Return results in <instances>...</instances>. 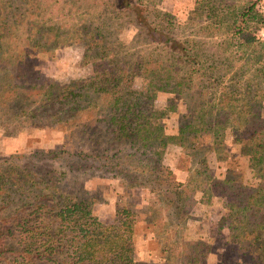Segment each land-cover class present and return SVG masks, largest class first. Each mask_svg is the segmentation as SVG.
<instances>
[{"label":"rangeland","instance_id":"1","mask_svg":"<svg viewBox=\"0 0 264 264\" xmlns=\"http://www.w3.org/2000/svg\"><path fill=\"white\" fill-rule=\"evenodd\" d=\"M46 1L6 0L4 14L17 28L11 26L13 35L8 39L0 37V47L8 44V40L17 43L20 40L19 44H24L33 17L38 24L44 21L40 11ZM138 1L150 10L151 27L154 28L151 33L147 34L145 27L135 23L129 10L117 9L114 0H96L94 14L86 15L85 22L81 19L93 26L103 24V32L107 40L115 44L120 63L149 55L166 59L171 51L161 48L158 42L164 35H172L184 40L190 52L195 51L206 65H213L210 71L214 72V82L221 83L218 87L200 78L197 80L198 88H203L207 95L216 88L233 84L230 77L234 72L235 81L245 80L238 72L243 58L238 61L231 58V53L242 52L237 45L238 39L223 31L213 33L201 28L208 20L205 2ZM255 1L263 18L256 36L264 39V0ZM163 11L170 13L169 20L168 16L161 19L163 13H159ZM26 53L22 66L26 70L33 67L35 73L40 71L44 77L54 80L56 93L78 91L80 87L86 91L83 85L92 64L88 61L84 42L75 40L50 50L29 48ZM11 73L0 68V82L9 80ZM145 76H135V86L144 87ZM19 80L22 88L29 86L28 82L33 79L21 77ZM85 94L80 100L83 104L80 112L70 111L58 116L53 115L60 108L56 102L36 115L31 112L11 114L9 103L3 101L5 94L1 95L0 168L16 166L19 170H30L34 178L48 179L60 198L62 195L83 198L89 202L99 230L105 232H116L123 209L131 210L135 218L134 258L137 264H264V230H258L259 239L253 242L249 241V227L244 228L243 223L238 222V228L230 231L231 211L220 197L219 188H207L212 175L248 178L247 168L254 164L253 158L235 154L224 159L208 132L187 136L182 143L159 140L160 136L178 131L185 119L182 113L186 107L180 94L163 90L155 101L163 116L152 119L155 139L136 150V145L125 139H115L109 133L105 119L109 116L108 109L99 105L104 95L92 91ZM216 95H221L219 89ZM88 99L90 104L85 103ZM37 103L30 101L28 104L35 106ZM144 149L147 153L141 151ZM230 152L233 154L232 150ZM155 160L159 165L152 169L151 163ZM135 162L142 167L135 170ZM141 168L146 171L142 173ZM159 168L162 171H158ZM176 180L183 184V189L175 186ZM43 187H47L45 182L31 185L28 190H33L29 193L43 192ZM222 217L226 223H221ZM18 239V231L14 230L4 239V246L19 248Z\"/></svg>","mask_w":264,"mask_h":264},{"label":"trees","instance_id":"2","mask_svg":"<svg viewBox=\"0 0 264 264\" xmlns=\"http://www.w3.org/2000/svg\"><path fill=\"white\" fill-rule=\"evenodd\" d=\"M5 1L0 0V37L8 39L13 35L11 26H17L4 14ZM95 1L47 0L40 11L44 21L39 22L40 25L33 17L24 44L20 45V40L18 43L8 40V44L0 47V68L14 73L3 84L0 82V96L5 94L3 101L9 103L11 114L31 112L36 115L52 102L60 106L54 116L70 111L78 113L83 109L80 100L87 95L85 93H101L104 98L99 105L108 109L109 116L105 119L109 133L115 139L128 140L139 150L155 139L152 119L163 116L155 106L158 91L180 94L186 103L182 113L185 119L176 133L160 136L159 140L182 143L187 136L208 132L224 159L235 154L253 158L254 164L247 168L248 178L212 175L207 188H219L220 197L231 211L230 231L240 222L244 228L249 227V241L258 240V230H264V39L256 36L263 21L256 1H196L205 2L207 11L208 20L201 28L213 33L223 31L238 39L237 45L242 52L231 53V58L236 61L243 58L238 72L245 80L235 81L234 72L230 77L233 84L216 88L209 95L198 88L197 80L200 78L218 87L221 83L214 82V72L210 71L213 65H206L195 51L190 52L184 40L175 36L164 35L159 39L158 45L171 51L164 60L149 55L120 63L115 44L107 40L103 32V24L93 26L81 21L85 22L86 15L94 14ZM114 6L129 10L135 23L145 27L147 34L154 30L150 10L140 1L114 0ZM161 13L162 20L164 16L170 19V13ZM75 40L84 42L88 61L92 64L84 81L85 92L80 87L78 91L56 93L54 80L44 77L40 71L35 73L33 67L26 70L22 66L29 48L50 50ZM143 75L147 78L146 85L135 86V76ZM21 77L33 80L28 82L29 86L20 88ZM217 89L220 96L216 95ZM30 101L38 103L32 106L28 104ZM85 103L90 104L89 99ZM141 151L147 153L145 149ZM156 162L151 163L152 169L159 165ZM133 167L137 170L142 166L135 162ZM145 171L141 168L142 173ZM31 172L16 166L0 168V264H137L134 258L135 218L131 210L123 209L116 232L99 230L89 202L72 196L60 198L48 179L38 180ZM42 182L47 185L43 192L29 193L33 191L28 190L31 185ZM174 183L176 187L183 185L177 180ZM226 222L222 217L221 223ZM14 230L18 231L20 247L6 248L4 239Z\"/></svg>","mask_w":264,"mask_h":264},{"label":"crops","instance_id":"3","mask_svg":"<svg viewBox=\"0 0 264 264\" xmlns=\"http://www.w3.org/2000/svg\"><path fill=\"white\" fill-rule=\"evenodd\" d=\"M159 92H160V91H158L157 97H158V95H159Z\"/></svg>","mask_w":264,"mask_h":264}]
</instances>
